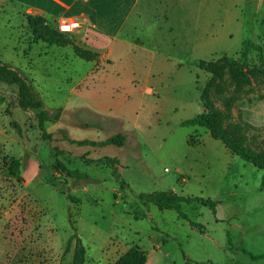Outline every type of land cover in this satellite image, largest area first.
Here are the masks:
<instances>
[{
    "label": "rangeland",
    "instance_id": "rangeland-1",
    "mask_svg": "<svg viewBox=\"0 0 264 264\" xmlns=\"http://www.w3.org/2000/svg\"><path fill=\"white\" fill-rule=\"evenodd\" d=\"M133 1L101 14L104 26ZM33 3L0 0V61L33 78L45 108L61 116L45 123L44 138L36 113L18 106L17 87L0 82V264H74L78 239L86 264H112L132 241L149 264H264L252 258L264 256L263 172L207 129L182 125L204 112V95L224 135L264 151V0H139L123 33L134 44L91 62L72 61L24 26ZM246 40L254 46L244 63ZM232 60L246 66L245 84L231 77ZM66 72L73 80H62ZM117 134L124 146L103 144ZM57 161L71 174L57 175ZM156 191L211 199L217 212L184 204V220L138 198Z\"/></svg>",
    "mask_w": 264,
    "mask_h": 264
},
{
    "label": "trees",
    "instance_id": "trees-1",
    "mask_svg": "<svg viewBox=\"0 0 264 264\" xmlns=\"http://www.w3.org/2000/svg\"><path fill=\"white\" fill-rule=\"evenodd\" d=\"M28 25L34 30L36 34L39 35L38 39H45L47 43L60 46H67L71 43L70 38L67 34H63L61 32L56 33L55 31L53 34H51L50 29L45 26V20L41 17H29ZM45 40L43 41L45 42ZM251 46H254L253 41L246 40L244 42L242 48V58L244 63H247L248 61L249 54L251 52ZM75 53L81 59L89 62L93 61L92 59L97 57V53L86 49H79L77 47L75 48ZM230 74L234 81L238 84H245L248 81L249 73L247 72L246 66L238 61H230ZM0 82L17 87L18 106L24 110L35 112L39 120V126L43 131V137L50 138V135L46 132L45 123L52 119L58 120L61 116L59 113L60 111L56 114V116L52 117V115L50 114V110H47L45 108L44 103L38 97L32 81L24 76L18 69L2 61H0ZM201 102L204 107V112L192 119L183 121L182 125L189 128L200 127L207 129L210 132L211 136L215 140L223 142L227 149L233 155L238 156L242 160L253 164L258 170L262 171L263 177L261 188L264 189V151L256 152L246 147L242 143L233 142L228 136L222 133L224 127V119L221 112L204 95L202 96ZM125 141L126 137L124 134H117L103 144H111L122 147L124 146ZM70 142L79 144L81 146H99L102 144L90 140L76 141L70 139ZM56 152H59L58 148L56 149ZM103 161L112 168H115L117 165H119L118 159L105 157L99 162ZM54 170L59 173L62 172L69 175L71 174V172L68 169L64 168L62 163L58 161L54 165ZM138 198L140 201L156 206L160 210H175L176 212H178L179 217L184 220L188 219L182 211V207L184 204L199 203L204 206H208L214 213L217 212V202L211 199L189 198L178 195L173 191H156L148 194L142 193ZM146 216L147 215L140 216L139 214L135 213V219L137 220ZM191 225L194 228H197L201 233L205 232V227L203 225H199L195 222H191ZM72 242L73 239L70 238L68 241L67 250H69ZM86 258L87 249L82 244L81 240L78 239L76 242L74 253V264H86ZM252 258L259 259L264 258V256H252ZM147 259L148 258L146 251H144L139 246H133L125 254L120 256L119 259L113 264H147Z\"/></svg>",
    "mask_w": 264,
    "mask_h": 264
},
{
    "label": "crops",
    "instance_id": "crops-1",
    "mask_svg": "<svg viewBox=\"0 0 264 264\" xmlns=\"http://www.w3.org/2000/svg\"><path fill=\"white\" fill-rule=\"evenodd\" d=\"M118 1L90 0L89 2H84L81 0H34L33 5L23 10V17L21 21L24 26H27L29 17H41L45 20V26L53 27L56 29H58V23L63 20L79 21L81 23V28L70 34L69 38L72 39V42L75 45L99 54L100 58L102 59L103 57H111L114 53H118L121 46L124 47L125 45L128 46L134 44L133 41L126 39L123 36V33L128 26V22L130 21L132 14H134V12L136 11L139 0L133 1V5L131 6L128 13L124 14L122 12V16L120 17L118 22L108 24V26H104V21L100 20L101 14L103 16L107 12L111 11V8L113 11L121 13L120 9H118V7H120V3H118ZM112 20H114V18ZM100 21L103 24H99ZM106 21L107 20H105V22ZM42 42L44 41L40 40V43H38L37 46L40 47ZM102 42H104L105 45H103L104 43ZM54 47L59 48V50L63 49L66 52H71L70 58L72 61L79 58L75 54L73 44H69L63 47L55 45ZM28 59L31 60V58ZM93 63L96 64V62ZM35 66L36 65H32V67L36 69ZM74 73L75 75L77 74L76 71ZM67 78L73 80L74 76H69L68 72H66L62 75V80ZM31 80L34 79L32 78ZM73 95L77 96L75 94ZM69 98L70 97H68L64 103L65 108ZM98 108H100V106H98ZM58 174L60 173L57 172V175ZM133 243L134 242L132 241L131 244L127 246V248L124 246L122 248V253L120 254V256L125 254L132 246L138 245ZM88 251H91L90 248H88ZM118 251L119 248L114 247L112 251H110L109 257L111 258L114 254L116 255ZM119 257L117 259H119ZM147 258V264H149L150 256L147 255ZM94 260L97 261L100 259L95 258Z\"/></svg>",
    "mask_w": 264,
    "mask_h": 264
},
{
    "label": "built area",
    "instance_id": "built-area-1",
    "mask_svg": "<svg viewBox=\"0 0 264 264\" xmlns=\"http://www.w3.org/2000/svg\"><path fill=\"white\" fill-rule=\"evenodd\" d=\"M84 2H89L90 0H81ZM58 30L59 32L63 33V34H72L75 31H77L78 29L81 28V23L79 21H67V20H63L61 22L58 23Z\"/></svg>",
    "mask_w": 264,
    "mask_h": 264
}]
</instances>
